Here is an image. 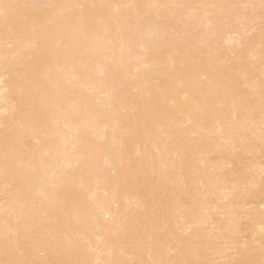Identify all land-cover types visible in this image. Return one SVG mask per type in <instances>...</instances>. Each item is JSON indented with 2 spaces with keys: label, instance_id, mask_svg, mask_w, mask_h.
<instances>
[{
  "label": "bare ground",
  "instance_id": "obj_1",
  "mask_svg": "<svg viewBox=\"0 0 264 264\" xmlns=\"http://www.w3.org/2000/svg\"><path fill=\"white\" fill-rule=\"evenodd\" d=\"M0 2L199 6L183 18L147 9L148 22L135 9H65L46 29L64 44L36 47L42 13L10 10L22 39L0 24V259H264V37L258 9L253 26L250 10L228 7L260 0ZM6 158L24 167L6 176ZM40 159L46 177L29 171ZM17 216L31 229L24 257L4 246Z\"/></svg>",
  "mask_w": 264,
  "mask_h": 264
},
{
  "label": "snow or ice",
  "instance_id": "obj_2",
  "mask_svg": "<svg viewBox=\"0 0 264 264\" xmlns=\"http://www.w3.org/2000/svg\"><path fill=\"white\" fill-rule=\"evenodd\" d=\"M107 8V9H117V10H129L135 9L137 17L144 22H148V13L145 11L147 9L166 7L177 10V15H180L183 18V15L187 13L191 15V10L193 8L199 7L196 5L183 4V3H174L170 5H157V4H138V3H123V4H106V5H96V4H84V3H74V4H65V3H2L0 2V24L4 26L5 32L11 36H15L18 40L22 39L21 33L17 28L16 22L10 16V10H37L42 13L41 22L39 25V30L35 27V21H33V33L32 47H36L41 40H55L58 45H63L64 41L57 39L55 31H46L49 25L55 26V24L62 19V15L65 9H76L81 14V17L87 15L92 9L95 8ZM228 7H238L251 11V22L253 26L256 23L255 16L258 9L259 15V27L261 30V35L264 37V0H260L259 5L255 4H245V5H236ZM32 18L23 17L22 21L24 24H27ZM70 40L71 38L68 37ZM8 47L13 48L12 44H9ZM30 51L28 47L15 48L14 56H22L25 52ZM86 55V50L84 51ZM10 70L8 66V57H4L3 65H0V84L4 83V73H7ZM55 106V102H53ZM261 122H262V132H264V94H262V111H261ZM262 142H264V137H262ZM24 165L21 161L13 159H5L4 162V171L7 176L9 171L23 168ZM49 165L44 159H40L35 162H30L29 171L34 176H45L47 175L46 170ZM59 174V169L53 173V177H56ZM38 193L41 198H47L48 191L43 182L37 185ZM7 194L15 195L19 189L14 180H9L6 183ZM261 189L264 191V174L261 176ZM200 225H197L199 227ZM28 225L22 223V218L20 216L16 217V223L11 227L10 234L11 240L6 235L4 238V246L6 251L11 250L12 255L19 257H24L28 254V248L25 243V235L27 231H30ZM264 232V230H262ZM87 243V242H86ZM178 245L183 246L184 241H177ZM261 251L264 255V239L261 240ZM0 264H80V262H57V261H45V260H34V259H24V258H8L0 259ZM96 264H100L99 261ZM112 264H121V262L114 261ZM136 264H144L143 261L136 262ZM151 264H211L208 261H191V260H172V259H160L151 262ZM243 264H255V262L245 261ZM259 264H264V259H261Z\"/></svg>",
  "mask_w": 264,
  "mask_h": 264
}]
</instances>
